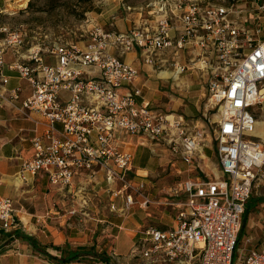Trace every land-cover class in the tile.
I'll list each match as a JSON object with an SVG mask.
<instances>
[{"label": "built area", "instance_id": "1", "mask_svg": "<svg viewBox=\"0 0 264 264\" xmlns=\"http://www.w3.org/2000/svg\"><path fill=\"white\" fill-rule=\"evenodd\" d=\"M242 1L154 0L126 32L94 27L83 48L31 46L19 54L23 62L10 66L31 87L24 100L22 88L11 89L5 73L6 53L24 46V34L0 30L6 35L0 40V106L46 126L32 139L33 156L23 162V172L46 173L51 184L64 189L76 177L95 178L103 171L110 189L121 185L113 195L125 196L123 213L146 187L130 177L134 154L124 149L128 143L164 141L186 168V177L167 193L166 205L179 210L174 224L147 228L139 254L119 263L113 252L104 264H264V247L238 255L247 204L256 179L264 180V138L256 135L253 113L264 100V4L247 9ZM42 54L54 56L56 64H47ZM128 54L151 68L169 65L173 57L178 73L188 69L178 60L190 56L206 71L209 105L219 108L220 175L209 172L205 157L198 156L202 134L197 126L192 130L183 116L159 115L139 101L141 90L134 85L141 69L125 59ZM150 202L145 198V205ZM21 226L15 201L1 198L0 231L14 233Z\"/></svg>", "mask_w": 264, "mask_h": 264}, {"label": "crops", "instance_id": "2", "mask_svg": "<svg viewBox=\"0 0 264 264\" xmlns=\"http://www.w3.org/2000/svg\"><path fill=\"white\" fill-rule=\"evenodd\" d=\"M29 1L0 0V15L13 9L20 10L26 7ZM124 5L123 1H118L112 7L106 4L100 12L93 13V26L117 32H126L131 29L134 23L140 21V17L127 12ZM241 7L245 6L241 5ZM2 35L0 33V40L3 38ZM29 48L24 44L22 48L10 49L6 53L5 73L10 77L9 87L22 88L21 100L30 96L31 87L25 79L20 78L16 70H11L10 66L20 61L19 54H26ZM33 48L37 50L39 45ZM42 56L47 64H56L54 56L49 54H42ZM125 59L141 69L140 79L134 87L141 90L142 97L139 101L144 100L155 113L180 115L185 118L198 111L201 99L206 96V88L198 85L197 76L194 73L176 72L174 68L176 60L173 57L170 58V71L159 74H142L143 71L149 72L152 68L140 64L136 54H128ZM188 60L190 56H182L178 64L188 67ZM31 117L40 119L37 114H32ZM45 130L43 121L40 126H36L32 120L19 117L10 107L0 106V199L10 198L15 201L16 216L21 221L22 234L35 240L47 254L33 247L26 238L1 236L0 264H59L50 256L59 259L62 252L56 250V247L64 249L67 245L73 250L79 247H94L96 252L108 257L115 252L120 259H131L136 252L137 243L145 239L144 231L147 228L167 229L174 224L179 210L176 206L166 205L170 187L153 182V176L158 172L151 167L154 161L153 156L150 153L145 154L146 150L139 147L142 145L136 144L135 141L124 147L134 154L133 171L130 177L137 183H144L146 187L142 196H135L136 204L125 213H122L125 196L113 195L114 192L117 194L120 187L110 189L105 182L103 171L95 178H90L88 175L76 177L73 184L64 189L51 184L46 173L34 175L23 172V162L31 160L33 156L32 139ZM150 147L152 146L149 144L148 149L152 150ZM203 151L205 159L212 160L216 154L218 156V152L215 153L209 146ZM177 172L180 175L181 171L177 170ZM215 174L220 175V172ZM102 182L106 183L105 188L99 187ZM87 185L94 189L99 187L97 196L107 195L110 212H114L111 206L116 205L115 209L117 213H120L119 217H110L106 214L98 216L96 208L91 209L93 217L78 216L77 210H81L82 206L80 203L71 205L69 198L71 194L80 195ZM145 198L151 201L150 204H144ZM242 235L249 247V249L246 248L248 252L253 249H262L264 247L263 215L260 214L257 219L245 217Z\"/></svg>", "mask_w": 264, "mask_h": 264}, {"label": "rangeland", "instance_id": "3", "mask_svg": "<svg viewBox=\"0 0 264 264\" xmlns=\"http://www.w3.org/2000/svg\"><path fill=\"white\" fill-rule=\"evenodd\" d=\"M124 2V7L127 12L132 13L136 17H140L139 14L142 9H147L148 5H152L154 0H30L26 7L20 10L13 9L8 13L0 15V29L6 28L10 32H20L24 34L25 46H38L43 47L52 46L55 43L64 44H77L83 48L91 41L90 31L94 28L93 24V13H98L104 6L108 4L112 7L117 2ZM32 2V6L28 8L29 3ZM246 2V8L260 7L264 4V0H244ZM128 8H131L130 10ZM254 16L258 14L254 11ZM95 15V14H94ZM257 25V23H256ZM93 26V27H92ZM253 28V27H252ZM262 39L264 41V27L262 28ZM6 35L3 34L2 37ZM258 37V36H256ZM141 63V62H140ZM188 68L184 74L194 73L197 76L198 85L206 88V96L201 99L199 109L190 117H185V121L192 128L196 127V131L201 132V146L198 156L203 155L205 152L203 149H207V146L211 147L212 150L217 153L218 151V140L216 136V121L219 118V108L211 107L209 105L210 92L208 89L209 76L206 75V71L196 67L190 60L187 61ZM169 69V70H168ZM170 65L162 66L155 65L148 73H163L170 71ZM253 113L258 123L264 124V100L263 104H259L253 109ZM183 114V113H182ZM177 131L174 130L176 134ZM261 132L260 127L257 125L256 135ZM178 136V135H177ZM150 147L147 145L139 146L144 148L145 154H151L153 156V165L151 166L154 171H158L153 176V182L156 184L167 185L172 189L174 185L186 177L185 166L182 164V160L179 155L175 154L170 147L164 142L157 146ZM142 153V152H141ZM143 154V153H142ZM162 160V161H161ZM204 162L209 172L217 173L220 169L219 159L216 156L212 160L204 158ZM180 170L181 173L177 172ZM144 174V173H140ZM95 185V184H94ZM106 187V183L102 182L99 187ZM99 187L93 188L90 185L84 187L80 195H70L69 202L71 205L80 203L81 210H77V215L80 217L90 216L93 217L91 209L95 208L98 210L97 215H109L110 217H119L120 213H117V209L111 213L109 208V198L107 195L97 196L96 192L99 191ZM115 189L119 186H114ZM247 207L250 210L247 216L250 218H259L260 214L264 217V180L262 177H258L255 181L253 194L249 200ZM127 211V210H126ZM247 211V210H246ZM125 213V212H124ZM246 214V213H245ZM243 216V222L245 218ZM127 215V214H126ZM246 216V217H247ZM242 230L240 233V240L238 246V255L246 256L248 254L249 247L242 237ZM135 254H139V249L135 250ZM134 254V255H135ZM138 258H134L137 261ZM122 263L123 259L118 260ZM118 261H114L117 262ZM93 260H88L87 264H94ZM103 264L105 262H102ZM99 263V264H102Z\"/></svg>", "mask_w": 264, "mask_h": 264}, {"label": "trees", "instance_id": "4", "mask_svg": "<svg viewBox=\"0 0 264 264\" xmlns=\"http://www.w3.org/2000/svg\"><path fill=\"white\" fill-rule=\"evenodd\" d=\"M31 6H32V2L29 3L28 8H30ZM246 210L247 211L245 212L246 213L245 217L248 211L250 210V208L247 207ZM1 236H7L10 238H26L27 240H29V242H31V245L33 247L37 248L39 251H42L43 253L46 254L45 250L41 246H38L35 240L24 236L21 230L15 231L14 233H11L10 235L0 231V237ZM239 240H240V236H239ZM140 243H137L136 247L141 248ZM56 250L62 252L61 257L59 259L53 256H50V257L51 259H56L59 262V264H70V263H86L87 264L88 260H94L96 262H108L110 259V256L108 257L107 255L99 254L98 252H96L94 247L92 248L79 247L73 250L67 245L65 246L64 249H62L61 247H56ZM0 251H2L1 248H0Z\"/></svg>", "mask_w": 264, "mask_h": 264}, {"label": "bare ground", "instance_id": "5", "mask_svg": "<svg viewBox=\"0 0 264 264\" xmlns=\"http://www.w3.org/2000/svg\"><path fill=\"white\" fill-rule=\"evenodd\" d=\"M264 92V91H263ZM257 125L260 127L261 132L259 133V135H261L262 137L264 136V124L263 123H257Z\"/></svg>", "mask_w": 264, "mask_h": 264}]
</instances>
